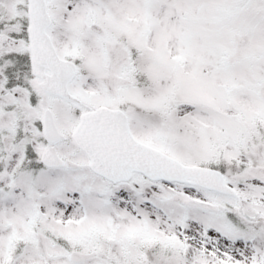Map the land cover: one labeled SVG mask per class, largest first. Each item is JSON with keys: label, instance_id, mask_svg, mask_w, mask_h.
Listing matches in <instances>:
<instances>
[{"label": "snow or ice", "instance_id": "1", "mask_svg": "<svg viewBox=\"0 0 264 264\" xmlns=\"http://www.w3.org/2000/svg\"><path fill=\"white\" fill-rule=\"evenodd\" d=\"M0 264H264V0H0Z\"/></svg>", "mask_w": 264, "mask_h": 264}]
</instances>
